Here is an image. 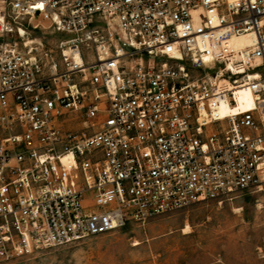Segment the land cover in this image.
Listing matches in <instances>:
<instances>
[{"label": "built area", "instance_id": "1", "mask_svg": "<svg viewBox=\"0 0 264 264\" xmlns=\"http://www.w3.org/2000/svg\"><path fill=\"white\" fill-rule=\"evenodd\" d=\"M263 185L264 0H0V263Z\"/></svg>", "mask_w": 264, "mask_h": 264}, {"label": "rangeland", "instance_id": "2", "mask_svg": "<svg viewBox=\"0 0 264 264\" xmlns=\"http://www.w3.org/2000/svg\"><path fill=\"white\" fill-rule=\"evenodd\" d=\"M48 32L38 29L29 40L51 43L56 36ZM0 264H264V185L232 202L196 204Z\"/></svg>", "mask_w": 264, "mask_h": 264}, {"label": "bare ground", "instance_id": "3", "mask_svg": "<svg viewBox=\"0 0 264 264\" xmlns=\"http://www.w3.org/2000/svg\"><path fill=\"white\" fill-rule=\"evenodd\" d=\"M21 34L22 36H25V33L22 31ZM29 44L33 43L32 40H28ZM252 43V39L250 37H241L238 39H235L233 41V44L237 47H244L247 45H250ZM78 60L79 57L77 58ZM252 100H251V95L248 92H242L239 97V105H238V110L241 111H247L251 109L252 107ZM223 111H225V108H223Z\"/></svg>", "mask_w": 264, "mask_h": 264}, {"label": "snow or ice", "instance_id": "4", "mask_svg": "<svg viewBox=\"0 0 264 264\" xmlns=\"http://www.w3.org/2000/svg\"><path fill=\"white\" fill-rule=\"evenodd\" d=\"M37 7H42V5H38Z\"/></svg>", "mask_w": 264, "mask_h": 264}]
</instances>
